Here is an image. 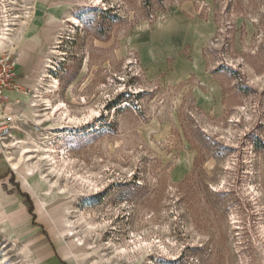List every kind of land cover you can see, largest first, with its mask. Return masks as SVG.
Here are the masks:
<instances>
[{"label":"rangeland","instance_id":"1","mask_svg":"<svg viewBox=\"0 0 264 264\" xmlns=\"http://www.w3.org/2000/svg\"><path fill=\"white\" fill-rule=\"evenodd\" d=\"M6 18L22 91L0 155L89 264H264V0H0ZM34 262L0 229V264Z\"/></svg>","mask_w":264,"mask_h":264},{"label":"crops","instance_id":"2","mask_svg":"<svg viewBox=\"0 0 264 264\" xmlns=\"http://www.w3.org/2000/svg\"><path fill=\"white\" fill-rule=\"evenodd\" d=\"M19 94L12 92L11 101H17ZM12 109L10 105L7 111ZM28 194L14 167L0 155V229L15 231L36 258L35 264H89L88 256L71 240V235H65L66 227L60 217L51 213L41 200L31 195L28 198Z\"/></svg>","mask_w":264,"mask_h":264},{"label":"built area","instance_id":"3","mask_svg":"<svg viewBox=\"0 0 264 264\" xmlns=\"http://www.w3.org/2000/svg\"><path fill=\"white\" fill-rule=\"evenodd\" d=\"M14 91H22L16 59L11 53H0V119H5ZM11 130V124L7 121L0 122V142L11 134Z\"/></svg>","mask_w":264,"mask_h":264},{"label":"bare ground","instance_id":"4","mask_svg":"<svg viewBox=\"0 0 264 264\" xmlns=\"http://www.w3.org/2000/svg\"><path fill=\"white\" fill-rule=\"evenodd\" d=\"M5 21H6V24L4 25L5 27H3L2 30L0 31V48H4V46L7 45V43L13 44L14 42H16V39L12 36V33H11V31L13 29L10 27L13 24L7 18L5 19ZM75 21L77 22V20H75ZM18 39H20V36H19ZM58 89H59V80L57 78H52L50 81H48L46 83H43L41 86H39L36 89V93L33 96L34 97L33 105L36 104V102L38 101V98L43 97V94H45V93L46 94L53 93V92H56ZM60 107H61V105H59V104L52 106V108L54 110H59V109H61ZM6 117L11 118V117H9V115H7ZM11 128H12V125H11ZM11 135L12 134H10L8 137H6V139L9 138ZM6 139H4V140H6ZM12 144H14V143H12ZM9 160H10V157H9ZM12 165L15 168L19 167V165L16 162H12ZM28 167H29L28 168V173L30 175H32L34 173V169H33L32 166H28ZM69 225H70V223H69ZM72 234H73V232H72Z\"/></svg>","mask_w":264,"mask_h":264}]
</instances>
